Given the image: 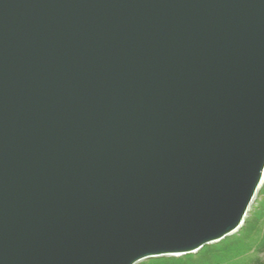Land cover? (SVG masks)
<instances>
[{
    "label": "water",
    "instance_id": "95a60500",
    "mask_svg": "<svg viewBox=\"0 0 264 264\" xmlns=\"http://www.w3.org/2000/svg\"><path fill=\"white\" fill-rule=\"evenodd\" d=\"M263 171L264 0H0V264L195 252Z\"/></svg>",
    "mask_w": 264,
    "mask_h": 264
},
{
    "label": "trees",
    "instance_id": "16d2710c",
    "mask_svg": "<svg viewBox=\"0 0 264 264\" xmlns=\"http://www.w3.org/2000/svg\"><path fill=\"white\" fill-rule=\"evenodd\" d=\"M263 188L264 182L257 193ZM256 204L250 207L234 234L204 244L195 252L149 257L141 264H263L258 254L264 252V199Z\"/></svg>",
    "mask_w": 264,
    "mask_h": 264
},
{
    "label": "rangeland",
    "instance_id": "374dc122",
    "mask_svg": "<svg viewBox=\"0 0 264 264\" xmlns=\"http://www.w3.org/2000/svg\"><path fill=\"white\" fill-rule=\"evenodd\" d=\"M263 182H264V171H263L262 178H261V181H260L259 186H260ZM263 189H264V188H263ZM254 196H256V195H254ZM261 199H262V200L264 199V192H263L258 198H256L255 200L251 201V203H250V205H249V209H250V207H253V206L257 205V204H256V201H257V200H259V202H261V201H262ZM236 231H237V229H236V230H232V231H230V233H229L228 235H230V234H234ZM258 255H259V257L261 258V260L263 261V264H264V252H260ZM164 256H181V254H177V255L166 254V255H164ZM144 260H145V259H142V260H140L139 262H137V263H135V264H141Z\"/></svg>",
    "mask_w": 264,
    "mask_h": 264
}]
</instances>
